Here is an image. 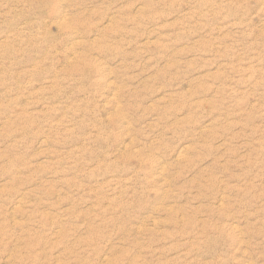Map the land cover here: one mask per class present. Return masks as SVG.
<instances>
[{
	"label": "rangeland",
	"instance_id": "rangeland-1",
	"mask_svg": "<svg viewBox=\"0 0 264 264\" xmlns=\"http://www.w3.org/2000/svg\"><path fill=\"white\" fill-rule=\"evenodd\" d=\"M0 264H264V0H0Z\"/></svg>",
	"mask_w": 264,
	"mask_h": 264
}]
</instances>
